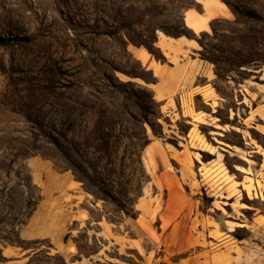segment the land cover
<instances>
[{
	"label": "rangeland",
	"instance_id": "obj_1",
	"mask_svg": "<svg viewBox=\"0 0 264 264\" xmlns=\"http://www.w3.org/2000/svg\"><path fill=\"white\" fill-rule=\"evenodd\" d=\"M222 1L230 15L194 32L196 0H0V236L35 207L20 244L1 239L0 264H201L203 230L221 237L226 211L221 154L198 143L217 151L221 128L189 135V115L208 110L204 78L155 97L130 46L170 67L158 37L195 38L212 70L205 97L264 90V0Z\"/></svg>",
	"mask_w": 264,
	"mask_h": 264
},
{
	"label": "crops",
	"instance_id": "obj_2",
	"mask_svg": "<svg viewBox=\"0 0 264 264\" xmlns=\"http://www.w3.org/2000/svg\"><path fill=\"white\" fill-rule=\"evenodd\" d=\"M196 1L202 5L203 12L187 9L184 14L186 25L189 12H195L205 18L209 27L213 19L229 16L231 13L226 4L222 5L224 3L222 0L214 3L212 16L202 0ZM207 30L202 28L200 31ZM163 42L165 45L162 44ZM198 44L195 38L159 36L157 46L161 48L167 60L173 62L176 56L178 63L168 67L164 63H159L151 54L145 61L138 59L156 78L152 85L155 97L160 94V89L158 91L157 87H191L194 82L204 78L205 82L195 91V95L202 98L208 110H201L196 103L197 108L189 115V135L198 123L207 122L213 127L221 128V140L220 145H217L219 147L217 151L202 147L197 142L199 148L213 154L217 160L218 154H221L218 162L221 165L220 190L215 194L221 197L226 211L222 214L221 237L217 238L211 233L216 230L214 227L203 230L207 241L200 239L199 243L207 247L201 248L202 253L206 254L200 259L201 264H264V253H262L264 252V90L247 84L248 87H237L236 102L225 97L218 99L212 93L205 97L206 93H210L209 87H213L210 83L212 70L199 61ZM173 48H177L178 53L171 52ZM167 97L168 93H164L161 99ZM222 107H227V110L223 112V116H218L216 113ZM203 113L211 116L216 114V120L212 121L209 117H204ZM192 160L199 166L205 164L202 161L200 163L196 157H192ZM199 187L208 189L209 185L201 181ZM191 219L201 220L202 217L195 212ZM231 223H234L232 227ZM241 228L248 230L249 237L236 236V232ZM257 236L263 237V241L254 240ZM214 244L217 245V249L212 247ZM184 249L183 247L181 250Z\"/></svg>",
	"mask_w": 264,
	"mask_h": 264
},
{
	"label": "bare ground",
	"instance_id": "obj_3",
	"mask_svg": "<svg viewBox=\"0 0 264 264\" xmlns=\"http://www.w3.org/2000/svg\"><path fill=\"white\" fill-rule=\"evenodd\" d=\"M202 1L205 3L206 7L208 8V10L210 12V15L212 16L213 13H214L213 6H214V3L217 0H202ZM222 5H225V3H222ZM187 25L189 27H191L196 32L200 31L202 28H206V29L209 28V25H208L206 19L202 18L200 15L196 14L195 12H189L188 13V15H187ZM181 41H183V39H181ZM185 42H188V41H185ZM162 44L165 45L164 42ZM130 50L138 58H141L144 61L149 57V53L145 49H142V48H139V47H135V46H130Z\"/></svg>",
	"mask_w": 264,
	"mask_h": 264
},
{
	"label": "trees",
	"instance_id": "obj_4",
	"mask_svg": "<svg viewBox=\"0 0 264 264\" xmlns=\"http://www.w3.org/2000/svg\"><path fill=\"white\" fill-rule=\"evenodd\" d=\"M200 43H201V41H200ZM34 210H35V207H33V208L30 207L28 210L21 213V217H18V219H17L18 230L16 229L11 234H8L5 236H0V242L2 239L5 242L10 243V244H16V245L20 244V242L23 241V239L21 238V231L19 230V227L22 225H25L28 222V220L33 215ZM0 256H1V248H0ZM61 264H66V263L64 261V263H61Z\"/></svg>",
	"mask_w": 264,
	"mask_h": 264
}]
</instances>
